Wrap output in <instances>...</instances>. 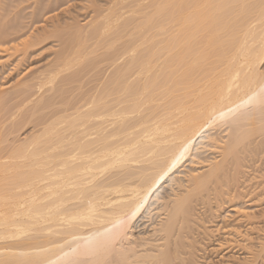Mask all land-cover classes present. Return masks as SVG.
Wrapping results in <instances>:
<instances>
[{
	"label": "bare ground",
	"instance_id": "bare-ground-1",
	"mask_svg": "<svg viewBox=\"0 0 264 264\" xmlns=\"http://www.w3.org/2000/svg\"><path fill=\"white\" fill-rule=\"evenodd\" d=\"M97 9L73 47L64 40L45 69L0 89V126L37 127L0 138V264H199L197 224L209 250L236 243L252 254L238 228L264 217V0ZM86 60L105 62L107 75L87 96L62 97ZM246 155L261 171L258 204L212 213L230 229L212 238L223 226L205 225L196 200L241 198ZM242 254L220 264H253Z\"/></svg>",
	"mask_w": 264,
	"mask_h": 264
},
{
	"label": "rangeland",
	"instance_id": "rangeland-1",
	"mask_svg": "<svg viewBox=\"0 0 264 264\" xmlns=\"http://www.w3.org/2000/svg\"><path fill=\"white\" fill-rule=\"evenodd\" d=\"M110 1L111 0H0V39L6 41L3 46L7 48L6 51H0V59L3 60V63L0 65V89H5L15 84L16 81L18 82L20 80L27 79L37 70L45 69L49 63L55 61L54 59H56L57 53L63 48L62 42L64 40L69 42L68 45H70L71 39L74 36L73 31H75V28L79 27L82 30H87L88 22L96 16L97 11L95 10L97 8H106L108 4L110 5ZM57 27L60 28L58 29ZM53 30L54 34H51ZM1 31L3 34H1ZM55 31L58 32L55 33ZM61 32L62 34H59ZM89 41L90 42L88 43L90 44L94 41V39ZM73 45L74 44L71 42L70 47H73ZM1 47L2 46H0V48ZM100 47L101 46L95 48V50L98 51V54L102 52V49H98ZM97 53H93L94 55L91 54L89 57L92 65L94 64L92 59H94ZM89 65V68L87 67L88 69L86 68V70L82 72L79 81L70 85L69 90L62 94V97H67L70 94V99H73L74 97L78 98L80 95H89L96 87L99 86L98 79L103 80L110 69L105 62H103L97 69L91 66L90 62ZM73 69H75V67ZM8 103L9 105L11 103L12 106V100L8 101ZM9 122L10 121H6L4 126H0V128L2 127L0 132L5 131V133H1L2 136H0V138L2 137V139H15L16 141H20L37 129V127L34 129L32 122H28L24 126L20 125V127L18 126L19 128H15V131H13L14 133L12 132L8 134L6 132L8 130H4L3 127L6 128ZM7 135L8 137L6 138ZM206 155L210 157L213 154L210 155V153H206ZM245 157H247L244 159L245 169L243 167V175L245 173V176H242L241 180L243 181L238 188L243 195L241 198L230 202L231 197L229 196V198L227 196L228 194H220L219 192L210 190V194H208L205 198V201L207 200L205 203H203L204 197L203 200H201L202 197H198L196 200L198 202L195 203V207L197 206L198 208H196V210H198L197 212L201 215L200 218H202V222H207L209 220L211 224L214 220V224L219 223V225L223 226L222 229H218L212 233V238H221L222 235H227L230 231L228 227L224 228L222 218L215 217L212 213L217 215L220 210L222 215L228 214L232 216L234 212L230 209L231 207H234L235 204H237L236 206H240L239 203L242 201L244 202L243 206L246 207H249L252 204H258L256 200L258 188H256V186L258 184V180L262 178L259 176L261 174V171H259L260 167L257 166L258 164L256 165V161H254L255 159L253 157L247 155ZM212 191L213 193H211ZM222 194L229 198V203H226L227 197H224ZM218 195H221V197L223 196L225 200H222L223 197L219 200L220 196ZM210 197H212V199ZM198 199L202 201V203L200 202L202 205L199 204ZM209 199L211 201H209ZM223 202L226 204L223 205ZM217 204L220 205L221 208ZM202 222L200 221V223ZM228 223L229 222L227 221L224 224ZM208 224L209 222L205 225ZM201 225H194V229L192 230L193 239L196 241V245L198 247L196 258L199 264L226 263L227 259L232 256L241 257V251L244 253L242 255L247 254L246 256H249V260L247 262H252L253 264H264V255H258L256 253V250L258 249L257 244L261 242L260 237L263 236L262 232L264 233V217L259 219V222L253 224L245 221L241 223V226L238 228V235L240 234L238 239L247 236V238H250L249 241H252V248L255 249L252 250V254L245 253V250L239 251V247L235 245L236 243L225 244L222 249L209 250L211 246L208 245L211 243V238L204 233ZM239 242H242V240ZM246 242L248 241H243L242 243ZM228 245L229 247H227Z\"/></svg>",
	"mask_w": 264,
	"mask_h": 264
}]
</instances>
